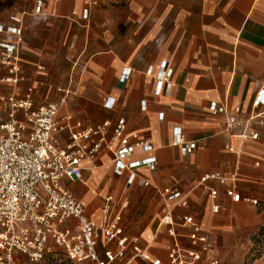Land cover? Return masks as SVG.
I'll use <instances>...</instances> for the list:
<instances>
[{"label": "crops", "instance_id": "crops-1", "mask_svg": "<svg viewBox=\"0 0 264 264\" xmlns=\"http://www.w3.org/2000/svg\"><path fill=\"white\" fill-rule=\"evenodd\" d=\"M0 23L22 26L17 94L31 87L35 104L56 102L63 95L56 89L71 85L60 114L93 125L123 118L126 132L151 142L150 150H137L130 160L154 156L156 168L137 169L131 184L127 172L113 173L105 150L81 163L79 179H62L96 223L104 197L117 208L126 202L120 225L137 241L115 264H169L172 237L160 223L167 213L183 249H192L184 217L208 236L211 248L195 264L216 258L224 264L218 256L229 248L232 232L264 202V113L252 123L257 139L240 142L222 131L224 116L210 104L225 103L228 113L238 107L242 117L264 110V104L253 105L259 90L264 96V0H0ZM169 69L170 88L157 94L156 76ZM176 127L197 142L191 154L172 144ZM212 172L237 173L233 182H207L218 191L216 213L208 189L198 184ZM232 186L238 202L224 193ZM167 187L179 194H162ZM74 225L69 220L65 227L73 232ZM141 249L146 260L134 257Z\"/></svg>", "mask_w": 264, "mask_h": 264}, {"label": "built area", "instance_id": "built-area-1", "mask_svg": "<svg viewBox=\"0 0 264 264\" xmlns=\"http://www.w3.org/2000/svg\"><path fill=\"white\" fill-rule=\"evenodd\" d=\"M21 41V24L4 26L0 23V264H18L19 258L42 264L56 255L73 264L122 262L127 246L137 241L136 237L124 235L120 225L126 202L117 208L110 195L104 197L101 221L96 223L86 217L81 201L65 188L62 179H79L81 163L94 160L105 150L112 156L113 173L121 176L127 172L126 183L131 184L137 169L156 168L154 156L130 160L137 150H150L151 142L140 139L136 133L126 132L123 118L115 123L103 121L93 125L83 124L70 113L60 114V105L71 93V85L56 89L63 93L56 102L35 104L31 87L17 94L23 80ZM129 73V68L123 69V76L127 77ZM170 75V69L157 74V94L169 90ZM263 104L264 96L259 90L253 105ZM210 110L224 116L223 132L240 142L257 139L252 123L264 110L242 117L238 107L228 113L225 103L216 102H211ZM60 134L65 135L64 142L58 137ZM172 144L178 146L183 155L191 154L197 146L196 141L185 140L178 127L173 130ZM226 149L234 151L231 146ZM236 176V172L229 177L212 172L198 180V184L209 191L214 213L220 209L218 191L207 187V182H233ZM224 193L233 202L240 200L241 196L233 186ZM162 194L177 196L179 192L177 188L167 187L162 189ZM253 203L257 204L256 201ZM69 220L75 221L73 232L65 227ZM160 223L168 226L167 233L172 237L169 264H195L200 253L211 248L208 236L191 216L184 217L183 224L191 227L188 239L192 249H183L178 243L169 213ZM112 243L114 247H110ZM134 257L148 258L145 249L139 250ZM208 264L223 263L216 258Z\"/></svg>", "mask_w": 264, "mask_h": 264}, {"label": "rangeland", "instance_id": "rangeland-1", "mask_svg": "<svg viewBox=\"0 0 264 264\" xmlns=\"http://www.w3.org/2000/svg\"><path fill=\"white\" fill-rule=\"evenodd\" d=\"M218 257L224 264H264L263 201H260L239 228L232 232L229 248L224 249ZM18 264L33 263L21 261Z\"/></svg>", "mask_w": 264, "mask_h": 264}, {"label": "trees", "instance_id": "trees-1", "mask_svg": "<svg viewBox=\"0 0 264 264\" xmlns=\"http://www.w3.org/2000/svg\"><path fill=\"white\" fill-rule=\"evenodd\" d=\"M46 264H73V263L65 258H62L60 255H56L50 257L49 260H47Z\"/></svg>", "mask_w": 264, "mask_h": 264}]
</instances>
